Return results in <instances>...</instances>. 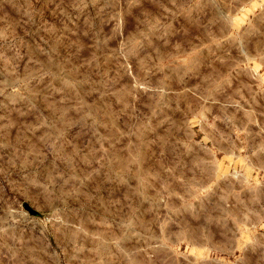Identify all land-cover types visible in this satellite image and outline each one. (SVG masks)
<instances>
[{"label": "rangeland", "instance_id": "rangeland-1", "mask_svg": "<svg viewBox=\"0 0 264 264\" xmlns=\"http://www.w3.org/2000/svg\"><path fill=\"white\" fill-rule=\"evenodd\" d=\"M0 264H264V0H0Z\"/></svg>", "mask_w": 264, "mask_h": 264}, {"label": "snow or ice", "instance_id": "snow-or-ice-1", "mask_svg": "<svg viewBox=\"0 0 264 264\" xmlns=\"http://www.w3.org/2000/svg\"><path fill=\"white\" fill-rule=\"evenodd\" d=\"M129 2H130L131 4H133V5H135V4L138 2V0H129Z\"/></svg>", "mask_w": 264, "mask_h": 264}]
</instances>
